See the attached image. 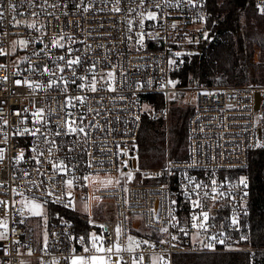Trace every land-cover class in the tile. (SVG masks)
I'll use <instances>...</instances> for the list:
<instances>
[{"label": "built area", "instance_id": "obj_1", "mask_svg": "<svg viewBox=\"0 0 264 264\" xmlns=\"http://www.w3.org/2000/svg\"><path fill=\"white\" fill-rule=\"evenodd\" d=\"M252 3L264 15V0ZM85 6L88 12L83 11ZM114 6L115 0H0V50L5 53L0 55V149L4 154L0 162V201L7 202L6 206L0 205V236L5 237L0 239V264H69L73 249L75 255H86L80 237L88 239L95 233L107 237L108 244L115 239L117 226L124 233L122 243H126V237L148 242L141 243L134 253L121 252L126 264L141 256L143 264H152L153 258L156 264H173L175 255L205 253L246 254L264 264V246L250 242L248 182L246 188L239 184L241 178L247 181L250 153L264 150L256 147L264 145V84L173 87L168 83L183 58L201 52L211 41L207 0H144L142 6L140 0H122L120 12H114ZM149 12L157 18L143 19L141 13L146 17ZM28 24L36 27L29 28ZM138 33L146 34L143 47L136 42ZM61 36L64 47H50L53 39ZM21 40L27 42L26 47L18 43ZM68 49L73 50L69 58L82 59L80 66H74L78 76L91 80L93 73L87 69L95 65L94 74L103 83L111 71L115 91H107L105 85L104 90L95 93L81 92L79 80L67 85L66 94L60 90L65 87L62 82L59 87L48 88L47 83L59 76L72 79L67 68L63 73L57 68L64 62L56 58L67 55ZM170 60L174 63L169 64ZM44 65L55 75L44 73ZM17 80L20 85L15 83ZM25 80L41 87L33 91L23 84ZM176 93L188 97L185 106L192 109L187 121V157L177 161L167 156L162 166L142 168L137 161L142 116L167 121L171 95ZM153 94L163 96V110L153 109L148 99ZM77 95L89 99L83 105L74 101L77 106L67 111L75 115L67 119L94 125L86 127L87 137L49 135L61 145L49 157V144L17 134L25 126L54 133L64 117L57 110L68 96ZM37 108L44 110L49 125L33 123L31 113ZM81 115L82 122L78 119ZM77 140L78 144L73 143ZM37 145V151L44 153L39 157L44 161L40 165L33 159L36 153L32 149ZM69 145L74 152H68ZM21 151L24 159L17 163ZM68 157L76 167L68 176H56L53 185L49 178L52 166L47 161L59 158L67 163ZM89 163L94 167H88ZM97 171L100 176L120 179V183L99 191L98 185L82 186L86 183L82 177L96 175ZM129 173L133 177L130 181ZM71 176L81 179L71 189L72 206L65 207L68 190L59 181ZM196 184L202 187L194 190ZM213 187L230 195L213 203L204 197L205 192L211 195ZM185 193L193 199L198 198L197 193L203 198V210L210 216L206 232L192 227V214L201 209H193ZM56 197H62L64 203L56 202ZM26 198L47 206L45 221L29 217L20 205ZM51 206L77 214L87 223L85 230L60 212H54L51 218ZM98 210L102 217L97 220ZM233 217L238 221L235 225ZM163 228L168 231L162 232ZM196 235L198 239L194 240Z\"/></svg>", "mask_w": 264, "mask_h": 264}, {"label": "trees", "instance_id": "obj_2", "mask_svg": "<svg viewBox=\"0 0 264 264\" xmlns=\"http://www.w3.org/2000/svg\"><path fill=\"white\" fill-rule=\"evenodd\" d=\"M208 28L211 41L201 52L181 60L179 68L171 73L175 86L264 84V15L253 7L252 0H207ZM255 48L260 50L254 61ZM155 111L164 108L163 96H148ZM190 106L169 108L168 120L142 116L137 139V161L142 168L159 167L168 156L181 161L187 157V121ZM250 199L248 220L251 226L250 242L264 246V150L250 153L245 170ZM48 212L67 216L84 230L87 223L77 214L61 207L51 206ZM173 264H262L246 254L205 253L178 254Z\"/></svg>", "mask_w": 264, "mask_h": 264}, {"label": "snow or ice", "instance_id": "obj_3", "mask_svg": "<svg viewBox=\"0 0 264 264\" xmlns=\"http://www.w3.org/2000/svg\"><path fill=\"white\" fill-rule=\"evenodd\" d=\"M121 2H122V0H115L116 6H114L112 9L114 12H120L121 11V8L119 7ZM143 2H144V0H140L141 6L143 5ZM189 3H191V0H189ZM52 6L58 7L59 5H52ZM65 6H67V5H65ZM193 6H195V5H193ZM77 7H79V5H77ZM157 7H159V4H157ZM12 10L15 11V7H13ZM83 11L88 12L89 7L85 6L83 8ZM141 16L143 17V19H149V20H155L157 18L156 14L152 13V12H149L146 17L144 16L143 13H141ZM2 17H3V12L0 11V18H2ZM143 19H141V21H140L141 26L143 25ZM17 23H19V22H17ZM27 27L35 28L36 25L35 24H28ZM173 27H175V25H173ZM128 31L129 32L132 31L131 21H129ZM137 35H138L139 39L136 42L141 47H143V41H144L146 34L138 33ZM205 38H207V37H205ZM63 39H64L63 36H61L59 39H53L50 47H52V48H63L64 44H62L60 42ZM69 39H71V38L69 37ZM18 43L22 46H25V47L27 46V42L24 40H21ZM46 47H48V46L46 45ZM72 51H73L72 49H68L67 55H61V56L56 58L57 60L64 62L63 67H60V65L57 64V68L59 69V72L63 73L65 71V69L67 68L72 73V79L67 80L63 76H59L58 80H50L47 83L48 88L59 87V83L62 82L65 85V87H63L60 90L66 94L69 90L67 85L76 84L77 80H79L81 82L79 84H77V87L80 89L81 92L89 91V92L95 93L97 91L104 90L105 85H107V91H115V88L113 87V83H112L115 78H114V75L111 71L108 72L107 78L103 81V83H101V81L98 80L96 75L94 74L95 65H92L91 68L87 69V71L93 73L91 80H88L87 76H78L77 75V67L82 64V59L79 56L74 57V58H69L70 53ZM45 54L48 55V53H45ZM0 55H5L3 50H0ZM173 63H174V61H172V60L169 61V64H173ZM74 66H77V67H74ZM0 67H3V65H0ZM43 67H44V73H48L49 75H55V73L52 72V70L49 69L47 67V65H44ZM44 73H42V75ZM3 79L6 81L7 77H4ZM15 83L17 85H20L21 81L17 80V81H15ZM168 83L171 86L175 87L174 82L169 81ZM23 84H25L29 88L33 89V91H35L37 88L41 87V85L34 84L33 82H29L28 80L23 81ZM98 85H99V87H98ZM88 99L89 98L87 96H82V95H77L75 97L68 96L65 99L64 103L57 110V114H59V112H63L64 117L61 118V119H63V124L62 125L58 124L57 130L54 133L51 132V130H49V133L45 134L44 132H42L41 127L29 129L27 126H25L23 129H18L17 134L21 135V136L30 135V136L36 137L41 143L49 144L50 147L48 148V156L52 157L55 154V152L60 150L61 145H59L55 139H49L48 138L49 135L59 137V136H72V135L79 136L80 134H84V136L87 137L88 133L85 131L86 127H95L94 125H83L82 123L78 124L77 119H67L68 117H73L75 115L73 112L67 111L68 108H75L77 106L76 103H74V101H78L81 105H83ZM91 110L92 109H89V111H91ZM25 111H27V109H25ZM16 115H20V113L17 112ZM49 115H51V113H49ZM31 116L33 118V123L36 125H41L43 127V126H47L51 123V121L45 117V112L43 109L37 108L34 112L31 113ZM78 119L82 122L84 117L81 115L78 117ZM3 123H4V125H7L8 122H7V120H5ZM21 123L23 124L24 121L22 120ZM3 142H5V143L7 142L6 138ZM79 142H80L79 140L73 141V143H76V144H78ZM84 142L86 143L87 140H85ZM64 143H67V141H65ZM38 147H39V145L34 147L32 149V151L34 153H36V155L33 156V159H35L36 163L38 165H40V164L44 163V161L40 160L39 157L43 156L44 153L38 152L37 151ZM256 147H264V145L257 144ZM74 151H75V149L73 147H71V145H69L68 152L72 153ZM3 159H4L3 149H0V162H2ZM23 159H24V153H23V151H21L19 153L18 157H16V162L19 163ZM71 161H72L71 157L67 158V163L65 162V160L59 159V158L55 161H53L51 159H49L47 161V163L51 164V166H52V175L49 178L52 180L53 185H55L57 183V181L55 180L56 176H59V175L68 176V173H70L74 170L76 165L72 164ZM88 167L92 168V167H94V165L89 163ZM36 171L39 172V168H37ZM27 175H29V173H25V176H27ZM132 178L133 177L130 173L127 174V180L130 181ZM78 179H81V178L71 176V177H68L67 179H62L59 181V183L66 186V188L68 190L67 194L69 196V200L67 203L64 204L65 207L72 206L71 189L74 187V182ZM82 179L86 182L82 186L89 187V186H93V185H98L99 187L96 188L97 191L101 190V188L107 189L109 187H114L115 185L120 183V179H118V178H114V177L109 176V175L100 176L99 171H97L96 175L88 174V175L83 176ZM189 183L190 184L192 183L191 180L189 181ZM212 184L215 186L216 181L213 180ZM239 184L243 185L245 188L247 187V181L244 178H241ZM201 187H202L201 185L196 184V185H194V190L199 189ZM13 191L15 192V189ZM29 191H32V189H29ZM46 194L49 196L53 195L52 192H48ZM229 195H230L229 193L219 192L216 187H213L211 195H209V193H207V192L204 193V197H209L213 201V203H215L219 199L225 198ZM245 195H247L246 192H245ZM185 196L187 199H189L191 201V205H192L193 209H197V208L201 209V211L198 214L193 212L192 217H191L192 227L197 229L198 232L200 230H203L206 232L207 231V222L209 221L210 216H209L208 211L203 210V208H204L203 198H200L198 193H197L198 198H196V199H193L192 196H190L188 193H185ZM93 199H99V198L93 197ZM55 201L64 203V201L62 200V197H56ZM172 203L174 204L175 201H173ZM0 205L6 206L7 202L6 201H0ZM25 207L28 208V210L31 211L33 215H40L41 214L42 205L40 203H38L34 198L27 199V203H26ZM174 219H175V217H173V220ZM90 223H91V221H90ZM232 223H233V225L238 223V221L236 220L235 217H233ZM101 227H103V226H101ZM161 231L167 232L168 229L163 228V229H161ZM123 236H124V233H123L121 227L117 226L115 229V239H113L111 241V243H108V244L105 243V240L107 239V237L100 236V235H97L95 233H91L90 237L88 239H86L83 236L80 237L79 243L84 245L83 252L86 255H83V256L75 255V250L73 249L74 255L70 259L69 264H126V262L124 261V258L120 255V253L121 252L134 253L137 251V249H139L141 243H148V242L147 241H143V242L138 241L133 237H126L125 238L126 243H122V237ZM3 238H5V237L0 236V239H3ZM173 239H175V237H173ZM193 239L194 240L198 239V235L194 236ZM210 239H216V238L211 237ZM161 242H163V241H161ZM220 242L222 243L223 241L221 240ZM208 247L211 248V244H209ZM29 254H31V253H29ZM114 255L116 257L115 259H113ZM143 262H144V258L142 256L139 257L138 259L134 257L132 264H143ZM56 264H59V262L57 261ZM152 264H156V258H153Z\"/></svg>", "mask_w": 264, "mask_h": 264}, {"label": "rangeland", "instance_id": "obj_4", "mask_svg": "<svg viewBox=\"0 0 264 264\" xmlns=\"http://www.w3.org/2000/svg\"><path fill=\"white\" fill-rule=\"evenodd\" d=\"M259 54H260V50L255 48L254 56H253L255 62H258ZM188 99H189L188 97L183 96L182 94H179V93L172 94L171 100L169 102V108L173 109V107H175V106H179V107L185 106V103H186V101H188ZM169 108H168V111H169ZM146 110H149V109L147 108ZM167 120H168V118H167ZM165 122H167V121L165 120ZM37 202L42 205V210H41L40 215H33L32 212L29 211L28 208L25 207V205L27 203V199H21L20 205L26 210V212L28 213L29 217L32 220L37 219V220L45 221L47 218V206L40 201H37ZM83 209H85V208H83ZM101 217H102L101 212L98 210V214L95 216V218L98 220Z\"/></svg>", "mask_w": 264, "mask_h": 264}]
</instances>
